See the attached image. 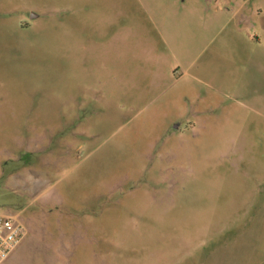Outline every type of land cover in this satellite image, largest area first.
I'll use <instances>...</instances> for the list:
<instances>
[{
    "label": "rangeland",
    "instance_id": "374dc122",
    "mask_svg": "<svg viewBox=\"0 0 264 264\" xmlns=\"http://www.w3.org/2000/svg\"><path fill=\"white\" fill-rule=\"evenodd\" d=\"M0 214V264H264V0H0Z\"/></svg>",
    "mask_w": 264,
    "mask_h": 264
},
{
    "label": "built area",
    "instance_id": "2783aa9c",
    "mask_svg": "<svg viewBox=\"0 0 264 264\" xmlns=\"http://www.w3.org/2000/svg\"><path fill=\"white\" fill-rule=\"evenodd\" d=\"M26 233L17 216L0 214V263L7 261L15 253Z\"/></svg>",
    "mask_w": 264,
    "mask_h": 264
},
{
    "label": "water",
    "instance_id": "95a60500",
    "mask_svg": "<svg viewBox=\"0 0 264 264\" xmlns=\"http://www.w3.org/2000/svg\"><path fill=\"white\" fill-rule=\"evenodd\" d=\"M33 17H36V15H33Z\"/></svg>",
    "mask_w": 264,
    "mask_h": 264
}]
</instances>
